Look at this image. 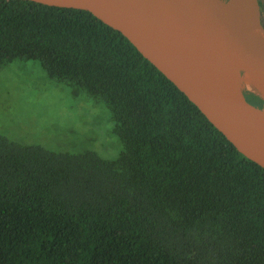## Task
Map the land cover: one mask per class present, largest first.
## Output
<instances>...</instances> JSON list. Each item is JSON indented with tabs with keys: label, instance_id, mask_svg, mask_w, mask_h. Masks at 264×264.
<instances>
[{
	"label": "trees",
	"instance_id": "trees-1",
	"mask_svg": "<svg viewBox=\"0 0 264 264\" xmlns=\"http://www.w3.org/2000/svg\"><path fill=\"white\" fill-rule=\"evenodd\" d=\"M15 59L102 99L123 148L106 159L0 133V264H264V167L121 32L0 0V64Z\"/></svg>",
	"mask_w": 264,
	"mask_h": 264
},
{
	"label": "water",
	"instance_id": "water-1",
	"mask_svg": "<svg viewBox=\"0 0 264 264\" xmlns=\"http://www.w3.org/2000/svg\"><path fill=\"white\" fill-rule=\"evenodd\" d=\"M90 11L121 32L245 156L264 167V43L245 38L239 16L258 0H33ZM212 63L248 77L261 105Z\"/></svg>",
	"mask_w": 264,
	"mask_h": 264
},
{
	"label": "rangeland",
	"instance_id": "rangeland-1",
	"mask_svg": "<svg viewBox=\"0 0 264 264\" xmlns=\"http://www.w3.org/2000/svg\"><path fill=\"white\" fill-rule=\"evenodd\" d=\"M255 8L250 16L264 25V5ZM253 94L246 90L252 99ZM0 133L22 144L92 150L106 159L118 158L123 148L107 104L81 87L51 78L37 59L0 64Z\"/></svg>",
	"mask_w": 264,
	"mask_h": 264
},
{
	"label": "bare ground",
	"instance_id": "bare-ground-1",
	"mask_svg": "<svg viewBox=\"0 0 264 264\" xmlns=\"http://www.w3.org/2000/svg\"><path fill=\"white\" fill-rule=\"evenodd\" d=\"M253 9H256V8L253 7ZM239 20H240L241 26L244 29L245 38L257 40V41L264 43V32L260 29L258 25L251 22L244 12L240 13ZM199 65L208 70L214 71L216 73L225 75L229 77L230 79H233L235 82H237L241 87L245 89L253 90V91L256 90L252 81L246 76L239 75L238 73H235L233 71H230L224 68H218L217 65L212 64V63L200 62Z\"/></svg>",
	"mask_w": 264,
	"mask_h": 264
},
{
	"label": "flooded vegetation",
	"instance_id": "flooded-vegetation-1",
	"mask_svg": "<svg viewBox=\"0 0 264 264\" xmlns=\"http://www.w3.org/2000/svg\"><path fill=\"white\" fill-rule=\"evenodd\" d=\"M258 4L261 7L262 5H264V0H258ZM263 25V24H262ZM264 26V25H263ZM258 105H261V102L257 103Z\"/></svg>",
	"mask_w": 264,
	"mask_h": 264
}]
</instances>
